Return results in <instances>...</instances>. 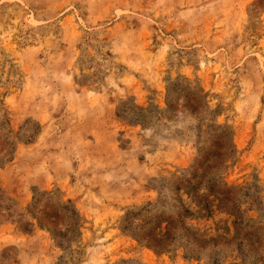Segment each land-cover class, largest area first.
Returning <instances> with one entry per match:
<instances>
[{
    "label": "rangeland",
    "instance_id": "1",
    "mask_svg": "<svg viewBox=\"0 0 264 264\" xmlns=\"http://www.w3.org/2000/svg\"><path fill=\"white\" fill-rule=\"evenodd\" d=\"M0 264H264V0H0Z\"/></svg>",
    "mask_w": 264,
    "mask_h": 264
}]
</instances>
